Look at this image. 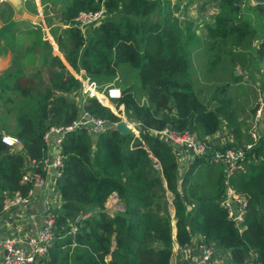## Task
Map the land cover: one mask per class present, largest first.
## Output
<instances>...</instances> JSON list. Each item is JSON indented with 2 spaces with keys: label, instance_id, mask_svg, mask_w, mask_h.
<instances>
[{
  "label": "trees",
  "instance_id": "1",
  "mask_svg": "<svg viewBox=\"0 0 264 264\" xmlns=\"http://www.w3.org/2000/svg\"><path fill=\"white\" fill-rule=\"evenodd\" d=\"M60 1L61 22L69 25L50 28L60 54L52 51L48 38H41L40 28L21 27L12 20L0 27V57L14 51L10 36L18 34L22 40L15 44V53L35 49L47 73L43 79L38 70L25 74L20 67L0 80V97L9 103L1 114L0 212L7 196L16 191L26 196L30 188L22 179L26 158L3 139V129L19 140L33 162L30 168L44 175V133L49 126L70 125L82 110L107 120L109 126L95 134L81 125L62 133L55 232L36 264H170L173 242L190 244L193 234L230 251V259L221 264H249L253 252L254 263L264 264V131L245 168L230 177L249 204L241 231L219 203L223 165L213 161L210 152L186 162V152L177 147L178 156L169 140L154 134L170 125L204 137L225 120L236 136L248 139L242 131L247 120L236 119L233 98L219 100L213 93L210 101L218 102L211 108L200 100L193 77L195 49L205 54L208 69L223 55L234 61L248 57L254 31L247 18L238 16L243 0H220L214 21L204 22L202 33L193 19L177 14L179 1ZM256 7L264 11V3ZM96 11L101 12L94 24L83 28L74 23L80 12ZM256 53L264 54V34ZM81 69L99 90L120 86L123 73L130 74L115 110L144 126V144L132 133L117 131V113L81 91V80L74 74ZM230 71L235 80L240 78ZM33 76L41 81L36 83ZM218 86V93L224 92L226 86ZM15 97L20 99L16 105ZM102 100L113 106L107 97ZM113 192L121 208L110 211L106 201ZM166 192L173 194L171 200Z\"/></svg>",
  "mask_w": 264,
  "mask_h": 264
},
{
  "label": "built area",
  "instance_id": "2",
  "mask_svg": "<svg viewBox=\"0 0 264 264\" xmlns=\"http://www.w3.org/2000/svg\"><path fill=\"white\" fill-rule=\"evenodd\" d=\"M101 11L94 13L80 12L75 18L74 23L82 27L83 23L90 22L99 16ZM63 26H68L69 22H63ZM49 36V34H48ZM48 38V37H47ZM264 58V55H263ZM80 70L74 74L81 80V91L90 95H95L102 102L101 96L108 93V97H117L119 95V88L114 85L108 87L107 91L99 90L95 81H92L90 76ZM254 127L250 131V139L242 142H233L230 145L226 143L219 144V137L210 135L199 137L195 132L180 131L172 126H166L160 130H154V134L161 138L169 140L175 147L178 156L181 155L180 151H177V147L188 153L195 155H206L211 153L213 161H218L223 165L224 169V189L220 198V205L225 207L228 217L234 222V224L241 231L245 227V219L249 210V204L247 196L238 191L230 182V177L236 172L243 170L246 164L251 159L250 150L257 145L258 140L262 136L261 128L256 125L261 122V118H264V91L261 93V102L255 110ZM129 121L137 125L135 120ZM116 122H113L115 125ZM85 126L87 131L91 134L99 133L109 126L107 120L94 117L89 112L82 110L76 120L67 126H49L45 133L44 138L47 145L52 146V154L49 157H45L43 160L44 172L51 171L57 178L59 174V168L62 165L61 151H60V138L64 130L74 126ZM141 128L134 137H138V140L143 143L140 136ZM4 140L9 145H15L20 143L15 136H4ZM144 144V143H143ZM226 144V145H225ZM45 174V173H44ZM44 175L39 172H34L30 167L25 168L22 179L30 183V188L26 196L21 195L19 192L13 193L10 196L8 202H5L4 206L17 205L22 202H26L29 196L33 193L34 188L43 181ZM72 231L75 227H71ZM55 232V213L49 212L43 217V222L37 232L28 233L23 239H20L15 234H11L5 237L0 242V264H36L38 258L43 255L50 244V241ZM196 250V258L193 264H221L228 261L229 252L226 249H217V247L209 242H204L199 239H191V243ZM186 245V244H185ZM179 246V245H178ZM182 246V245H181ZM253 252L251 257H254ZM249 263V261H248Z\"/></svg>",
  "mask_w": 264,
  "mask_h": 264
},
{
  "label": "rangeland",
  "instance_id": "3",
  "mask_svg": "<svg viewBox=\"0 0 264 264\" xmlns=\"http://www.w3.org/2000/svg\"><path fill=\"white\" fill-rule=\"evenodd\" d=\"M171 1L173 3L177 0ZM60 3V0H56V2H54L53 0H0V27L5 24V20H12L15 21V24H18L21 27L27 26L32 28H40L41 38L47 39L48 37L47 40L52 45V51L54 53L60 54L61 52L50 31V28L52 26H61L63 23L61 22L62 20L60 19L59 13ZM184 3V0H181V4L179 5L177 14L180 17L183 16L193 19L195 28L199 32L204 28V25L202 27V22H208L209 19L214 16V14H216L218 9L221 7L220 0H192V2H188L185 6ZM248 8L249 5L248 3H246L245 6L241 7L238 16L240 17L241 14L244 13L249 17L247 19L248 22L251 21V17L258 19L261 24V18L257 12L253 11L252 13L251 11L250 13L246 14ZM2 14L5 16V18L2 17ZM94 21L83 23L82 27L86 28L87 25L94 24ZM259 27L260 26L258 25L257 28ZM258 31V35L260 36L261 30L258 29ZM23 36L24 35H22V37ZM10 38L11 42H13L14 40V51L8 50L6 54L0 57V80H6L9 73L20 67H23L25 74H29L34 70H38L40 72V76L43 77V79H46L47 73L45 71V68L42 66V64L40 65V54L36 53L34 51L35 49H33L31 52L16 54L15 44L20 42L22 39L18 34L15 33L14 36H10ZM250 46H252L251 42ZM252 52L253 51H249L248 57L245 59H241L240 61L232 60L233 58L230 55H223L222 58L218 59V66L216 67V64L210 69L206 68L207 65L205 61V54L201 50L197 52L196 49L193 52V69L195 71L197 70V72L193 74L194 84L200 100L204 103H209L210 107L214 108L216 103L218 102V99L220 100L230 95L233 98V100L231 101V108H233L234 111L239 114L240 118L244 117L245 120L248 119L246 125L252 118L255 121V114L253 116L252 109H257V107L259 106V102H261V93L264 91V85L262 83V80L264 81V69H262L264 67V58L260 57L256 52L255 54H253ZM61 56L63 57L62 54ZM221 63H223V65H220ZM240 63H245L244 65H246V67L240 65ZM258 66L259 68L257 70L253 69L257 68ZM232 69H237L238 75H241L238 80H235L234 76L232 75V71H230ZM249 70H252V72H250ZM32 78L36 80V83L41 81L35 76H33ZM129 81L130 74L123 73V79L122 84H120V89L128 85ZM218 85L226 86L224 87V92L218 93L222 89V87ZM213 93H216L218 95V99L216 98V100L210 101L211 94ZM99 95L102 99H106L107 97L102 94ZM19 100V97H15V101H13L12 104L16 105ZM8 104L9 103H7L5 99L0 97V128L2 127V125H4V122L1 120V114L6 112ZM129 119H127L126 122L128 124L134 125L129 121ZM241 120L243 122V119ZM8 122L12 123L13 119H10ZM260 127L261 125L258 126V128ZM3 133L4 136H12V133L5 129H3ZM133 136H135L134 133ZM16 150L18 149L16 148ZM20 151L24 152L23 150ZM113 197L115 198V196ZM166 198L170 200L172 198L171 193L166 192ZM106 205L108 206L110 211L121 208V204H119L117 198L111 199V196H109V198L107 199ZM58 208L56 207V210ZM172 220H174L173 217ZM229 256L230 255H228V259Z\"/></svg>",
  "mask_w": 264,
  "mask_h": 264
},
{
  "label": "crops",
  "instance_id": "4",
  "mask_svg": "<svg viewBox=\"0 0 264 264\" xmlns=\"http://www.w3.org/2000/svg\"><path fill=\"white\" fill-rule=\"evenodd\" d=\"M177 1H179L181 4V0H177ZM184 2H185L184 3L185 6L187 5L188 2H192V1L184 0ZM246 3H248L249 5L246 14L250 13L251 11L253 13L254 11L257 12L261 18V24L259 20L256 18L250 17L251 21H249L251 27L253 26L252 28L254 34L253 37H251L250 42L252 46L249 47L248 52L253 51L252 53L255 54L257 43L261 41V37L264 34V11L259 10L256 7V4L252 2V0H249V2L248 0H243L241 7L245 6ZM214 16H212L208 22L212 23L214 21ZM241 16L244 19L249 18L244 13H242ZM258 25L260 26L259 28H257ZM202 27H203V22H202ZM258 29L261 30L260 36L258 35L259 32ZM203 31L204 29H202L201 33ZM258 68L259 66L253 69L257 70ZM262 69H264V67ZM262 83L264 85L263 80ZM77 92H73L76 95L75 96L76 98H78ZM239 118L240 116L236 117L237 120H239ZM263 131H264V122L261 121V132L263 133ZM214 136L219 137V144L233 142L236 141L237 139H243L240 136H233L230 130L226 127L224 122L221 124L220 128H218L213 134H210V137H214ZM15 148H17L19 151L20 150L24 151L22 152L26 158L24 168L31 167L33 165V162L28 159L25 150L21 147V143L15 144ZM46 154H47L46 157H49L52 154L51 145H47ZM192 157L193 155L191 153L188 154L186 153L183 159H185L186 162H188ZM178 174L180 175L179 172ZM112 198L115 199L117 197L114 198L113 196H111V199ZM9 199L10 196H7L6 202H8ZM60 200H61L60 192L56 184V177L54 176V174L51 173V171L45 172L43 181L34 188L33 193L29 196L26 202H22L17 205H10L9 203L8 206H4L3 210L0 212V242L3 239H5L6 236L11 234H15L17 235L18 238L23 239L28 233L37 232L43 222V217L45 216V214L51 211L54 212L56 210V207L58 208V206L60 205ZM106 207L108 208L107 205ZM194 239L195 241L199 240L200 236L195 235ZM193 243L194 242L182 246L181 245L178 246L175 244L173 246L174 249L171 255L170 264H193V261L196 258V254H197L194 247L190 246ZM249 264H255L252 257H250Z\"/></svg>",
  "mask_w": 264,
  "mask_h": 264
},
{
  "label": "clouds",
  "instance_id": "5",
  "mask_svg": "<svg viewBox=\"0 0 264 264\" xmlns=\"http://www.w3.org/2000/svg\"><path fill=\"white\" fill-rule=\"evenodd\" d=\"M260 3H264V2H260ZM254 4H257V3H254ZM260 42V41H259ZM259 42L257 43V46H258V44H259ZM264 55V54H263ZM263 55H262V58H263ZM115 87H117V88H119V95L117 96V97H112V98H110V97H108V93L106 92L107 91V89L108 88H104L103 89V91H105L106 92V95L105 96H107V98L113 103V106H109L108 104H106L105 102H102L100 99H98L100 102H102L103 104H105L106 106H108V107H110L111 108V110H113L114 112H116V110H115V108L117 107V104H116V99L120 96V94H121V89H120V86H116V85H114ZM97 97V96H96ZM98 98V97H97ZM255 112V111H254ZM117 113V112H116ZM122 114H124L128 119L130 118V120H135V119H133V118H131V117H129V116H127L126 115V113L124 112V113H117V115L119 116V119L117 120V121H119V120H123L124 121V119H123V117H122ZM255 114V113H254ZM254 114H253V116H254ZM117 121H115V122H117ZM135 121H137L138 122V124L137 125H135V126H137V128L139 129V128H141V131H143V129H144V126L138 121V120H135ZM261 121L262 122H264V118H261ZM225 123V125H226V127L230 130V132L232 133V135L233 136H236L235 135V133H234V131L232 130V128L227 124V122L226 121H224V120H222L220 123H219V126L221 127V124L222 123ZM253 122H254V120H253V118L252 119H250V122H248V124H247V127L246 128H244L242 131L243 132H246L247 134H248V139L245 137V135H240V137H242L243 139H237L236 141H233V142H235V143H237V142H242V141H246V140H249L251 137H250V129L251 128H253L254 127V124H253ZM116 124V123H115ZM259 125H261V122H259L257 125H256V127L257 126H259ZM115 126V125H114ZM167 126H170V125H167ZM219 126H218V128H219ZM217 128V129H218ZM261 128V127H260ZM216 129V130H217ZM134 133V135L136 134L135 132H132V134ZM214 133V132H213ZM213 133H211V134H213ZM210 135V134H209ZM262 135H263V133H262ZM262 137V136H261ZM136 139H138V137L136 136L135 137ZM3 139H4V136H3ZM261 139V138H260ZM259 139V140H260ZM259 140H258V142H259ZM6 141V140H5ZM233 142H228V143H230V144H232ZM257 142V143H258ZM228 143H226V144H228ZM19 144V143H18ZM225 144V145H226ZM11 146H15V145H11ZM193 158V157H192ZM171 193V192H170ZM171 195H173L172 193H171ZM117 197V196H116ZM171 200V199H170ZM172 206V205H171ZM55 212V211H54ZM195 235L197 236L198 234H193V237H192V240L194 239V237H195ZM199 236V235H198ZM200 239H201V236H200ZM202 240V239H201ZM205 242V241H204ZM207 242H209V241H207ZM211 243H213L214 245H215V243L213 242V241H210ZM179 245L180 246V244L177 242V241H174L173 242V246L174 245ZM216 246V245H215ZM217 247V246H216ZM217 249H226V248H220V247H217ZM228 252H229V254H230V251L228 250V249H226ZM173 252V251H172ZM230 257H231V254H230Z\"/></svg>",
  "mask_w": 264,
  "mask_h": 264
},
{
  "label": "water",
  "instance_id": "6",
  "mask_svg": "<svg viewBox=\"0 0 264 264\" xmlns=\"http://www.w3.org/2000/svg\"><path fill=\"white\" fill-rule=\"evenodd\" d=\"M253 3H260V2H264V0H252ZM231 23H233V21H231ZM234 73H237V69L234 70ZM114 128L124 134H128V133H132L133 132V127L127 125L125 123V121L123 120H119L116 122ZM110 196H115L116 194L113 192ZM171 213H173V207L171 206Z\"/></svg>",
  "mask_w": 264,
  "mask_h": 264
},
{
  "label": "bare ground",
  "instance_id": "7",
  "mask_svg": "<svg viewBox=\"0 0 264 264\" xmlns=\"http://www.w3.org/2000/svg\"><path fill=\"white\" fill-rule=\"evenodd\" d=\"M125 123H126L127 125L133 127V132H135V133L138 132V128H137V126H135V125H131V124H128L126 121H125Z\"/></svg>",
  "mask_w": 264,
  "mask_h": 264
}]
</instances>
